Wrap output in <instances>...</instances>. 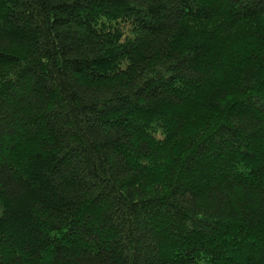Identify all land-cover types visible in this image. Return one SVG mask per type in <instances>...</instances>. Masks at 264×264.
<instances>
[{
	"label": "trees",
	"instance_id": "1",
	"mask_svg": "<svg viewBox=\"0 0 264 264\" xmlns=\"http://www.w3.org/2000/svg\"><path fill=\"white\" fill-rule=\"evenodd\" d=\"M0 264H264V0H0Z\"/></svg>",
	"mask_w": 264,
	"mask_h": 264
}]
</instances>
